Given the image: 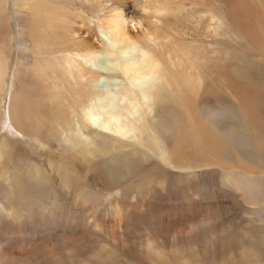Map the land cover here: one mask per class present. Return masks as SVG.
Masks as SVG:
<instances>
[{
  "label": "bare ground",
  "instance_id": "bare-ground-1",
  "mask_svg": "<svg viewBox=\"0 0 264 264\" xmlns=\"http://www.w3.org/2000/svg\"><path fill=\"white\" fill-rule=\"evenodd\" d=\"M60 1L15 0L30 13L35 59L9 96L4 124L10 120L20 137L0 138V165L30 167L12 173L0 197L11 216L71 228L43 237L29 264H264V115L255 105L264 112V92L254 90L246 112L228 101H202V85L212 82L196 66L194 48L189 56L177 41L162 45L157 30L110 9L102 18L81 17L95 32L98 45L90 44L74 25L78 14ZM4 6L0 0L3 44ZM147 7V14L170 8L159 1ZM260 21L246 28L264 45ZM7 54L0 51V100ZM253 72L264 82V70L256 69H237L236 79ZM25 135L56 139L70 153L71 165L59 167V195L38 164L23 158L22 144L32 143L20 139ZM32 147L48 148L40 141ZM219 170L226 194L216 196L212 183L203 199L198 187ZM72 191L84 192V201L61 197Z\"/></svg>",
  "mask_w": 264,
  "mask_h": 264
},
{
  "label": "rangeland",
  "instance_id": "rangeland-1",
  "mask_svg": "<svg viewBox=\"0 0 264 264\" xmlns=\"http://www.w3.org/2000/svg\"><path fill=\"white\" fill-rule=\"evenodd\" d=\"M151 1H159L161 4L167 3L170 8L161 11L152 8L153 10L147 14V6ZM57 4L64 6L72 12V15L78 14V17H75L74 25H77L76 28L78 27L81 30V37L93 45H98L95 40V32L89 30L91 26L88 22V25L84 24L86 22L83 23L82 18L84 21H88L91 17L102 18L103 14L110 9L121 11L132 20L141 22L149 32L153 33L157 30V39L162 45L177 41L178 44H184L183 53L189 56H193L191 48H194L200 59L196 66L198 65V68L202 70V74L209 77L212 82L209 85H202L199 95L200 98L203 97L202 101H204V98L205 101L224 100L240 106L242 111L246 112L245 102L248 100L250 101L248 104H253L258 95L253 93L254 90L260 89L264 92V82L257 73L253 72L250 76L239 77L241 80L236 79L238 76L235 74L236 70L240 68L246 70L256 69V71L264 70V45L246 28L247 24L249 26H251L250 24L259 25L260 20L264 19V0H61ZM244 11L247 12V16H240L239 18L236 15V13L241 14ZM28 12L19 9L15 0H6V6H4L1 14L3 18L1 24L6 25L8 34L3 38L6 39L5 43H0V51L7 50V55L11 60H9L7 91L0 100V138H6L12 142L20 137V131L15 126L11 128L12 123L10 120V124H4V119L7 118L9 96H13L17 92L20 80L17 74L20 72L31 74L30 70L35 59L34 45L30 37L29 27L26 25L30 17ZM136 34L139 37L143 36L142 31H136ZM251 97H254L252 102ZM202 101L200 100L201 103ZM201 103L199 104L200 107H202ZM255 105L256 109L264 115L263 110L259 107V101H255ZM20 139L23 141L32 140L29 145L22 144L23 148H20L22 156L28 158L29 162L31 160L38 164L37 167L42 169L52 182V188L55 187L53 188L55 194L59 195L61 193L59 191L65 189L63 182H61L62 175L59 167L63 164L71 165L70 153L56 139L46 140L40 138V136L33 137L31 135H25L24 138L21 137ZM38 140L42 144L45 143L48 148L38 150L32 147L39 144ZM14 145V143H10V152ZM29 167L30 164L27 166L14 165L12 161L5 166L0 165V188L5 189L4 192H6L11 187V181L8 177L14 172L27 170ZM75 167L79 168V165ZM224 174V171L219 170L216 179L208 176L210 178L207 177L205 181L201 182L202 186L200 185L198 189L199 192L202 190L201 196L203 199L211 197L209 192L212 188H218L216 196L222 189L221 195L226 194L224 190L229 187H225L227 184L224 180ZM6 177L9 181L7 180L5 183L3 180ZM190 186L195 187L196 185L190 184ZM207 186L212 188L209 189ZM203 188L208 189V193ZM51 193L49 196L53 199L55 195L53 192ZM83 193L82 191H72L63 194L61 197L71 202L76 200L75 202L80 203L82 199L84 201L83 197L85 195ZM6 203L7 201L0 197V264H29L30 260L36 262V250L43 237H51L56 233L62 237L60 233L62 230L67 232L71 229L67 224H62L58 228L57 222L59 220L40 222L33 219L29 221V219L19 216H11V212L5 207ZM226 204H229V202H226Z\"/></svg>",
  "mask_w": 264,
  "mask_h": 264
}]
</instances>
